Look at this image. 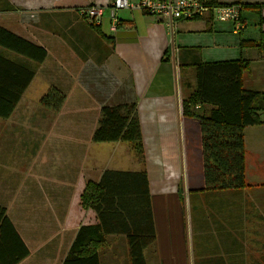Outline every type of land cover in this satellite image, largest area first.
<instances>
[{
    "label": "crops",
    "instance_id": "1",
    "mask_svg": "<svg viewBox=\"0 0 264 264\" xmlns=\"http://www.w3.org/2000/svg\"><path fill=\"white\" fill-rule=\"evenodd\" d=\"M112 1L0 0V26L29 55L0 53L31 67L36 47L47 52L12 115L0 118V264H81L66 260L82 226H101L99 264H132L127 227L140 239L154 232L144 264H264V125L182 114L199 87L198 54L242 60V88L264 92L255 45L264 0H216L263 7L244 9L239 24L184 23L174 40L161 18L137 9L119 11L111 31ZM91 5L103 7L100 24L78 14ZM120 116L128 118L120 140L93 141ZM109 170L146 172L152 223L102 222L82 207L87 182Z\"/></svg>",
    "mask_w": 264,
    "mask_h": 264
},
{
    "label": "trees",
    "instance_id": "2",
    "mask_svg": "<svg viewBox=\"0 0 264 264\" xmlns=\"http://www.w3.org/2000/svg\"><path fill=\"white\" fill-rule=\"evenodd\" d=\"M217 4L216 0H206ZM247 8H261V5H242ZM263 21V18L261 19ZM258 44L264 53V31L260 33ZM25 40L0 26V47L19 55H29L25 51ZM39 53L33 54L35 66L26 67L19 60L10 59L0 53V118H9L36 73V65L41 64L47 52L36 47ZM197 69L199 87L197 93L182 103V114L201 122H213L227 126L244 128L264 125V92L242 88L244 62L232 60L225 62H203L197 55L193 64ZM217 89V90H216ZM128 125V118L105 120L94 134L96 143L114 142L121 139ZM136 156L142 160L143 146L133 142ZM82 207L92 208L101 221L109 218L112 222L143 221L152 223L150 195L147 174L138 172L105 171L99 181H88L81 198ZM118 219V221H116ZM7 220V218H6ZM127 227L132 264H144V247L155 241L154 232L148 239H140L141 230ZM101 226H82L73 243L66 261L77 260L81 264H99L98 251L106 238L100 233ZM113 230L110 229L109 232ZM120 231H124L121 229ZM148 236V235H147ZM144 238V236H142ZM84 252L91 257H80Z\"/></svg>",
    "mask_w": 264,
    "mask_h": 264
},
{
    "label": "built area",
    "instance_id": "3",
    "mask_svg": "<svg viewBox=\"0 0 264 264\" xmlns=\"http://www.w3.org/2000/svg\"><path fill=\"white\" fill-rule=\"evenodd\" d=\"M124 9H137L143 13L155 15L163 20L172 40L180 32L184 23L204 20L213 17L221 22L239 24L241 8L238 5L207 4L204 0H113L111 4V31L116 32L119 26L118 12ZM103 7L89 6L79 10L82 18L97 24L101 23Z\"/></svg>",
    "mask_w": 264,
    "mask_h": 264
},
{
    "label": "bare ground",
    "instance_id": "4",
    "mask_svg": "<svg viewBox=\"0 0 264 264\" xmlns=\"http://www.w3.org/2000/svg\"><path fill=\"white\" fill-rule=\"evenodd\" d=\"M205 2H206V0H204ZM207 3V2H206ZM112 4V3H111ZM208 4V3H207ZM210 5H212V4H210ZM214 5V4H213ZM91 6H95V5H91ZM89 7V6H88ZM101 7V6H100ZM87 8V7H86ZM83 9V8H82ZM80 10V9H79ZM79 10H77L78 11V14H79ZM121 11V10H120ZM80 16V15H79ZM82 18V17H81ZM207 18V17H206ZM206 18H204V20H206ZM85 19V18H84ZM88 20V19H87ZM198 20H200V19H198ZM88 21H90V20H88ZM194 21H197V20H194ZM194 21H192V22H194ZM90 22H92V21H90ZM93 24H95V25H97V23H95V22H92ZM165 24V23H164ZM184 116V115H183ZM184 117H187V116H184ZM187 118H191V117H187ZM192 119H194V118H192ZM194 120H196V119H194ZM191 125L190 124H187V127H190Z\"/></svg>",
    "mask_w": 264,
    "mask_h": 264
},
{
    "label": "rangeland",
    "instance_id": "5",
    "mask_svg": "<svg viewBox=\"0 0 264 264\" xmlns=\"http://www.w3.org/2000/svg\"><path fill=\"white\" fill-rule=\"evenodd\" d=\"M242 13H244V10H242V8H241V13H240V15H242ZM247 16V15H246ZM103 143V142H102Z\"/></svg>",
    "mask_w": 264,
    "mask_h": 264
}]
</instances>
